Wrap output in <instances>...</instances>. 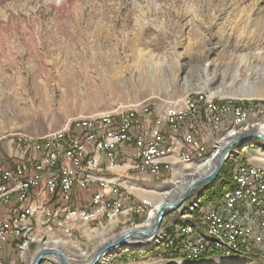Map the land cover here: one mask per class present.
I'll return each mask as SVG.
<instances>
[{
	"label": "rangeland",
	"instance_id": "obj_1",
	"mask_svg": "<svg viewBox=\"0 0 264 264\" xmlns=\"http://www.w3.org/2000/svg\"><path fill=\"white\" fill-rule=\"evenodd\" d=\"M258 51L264 52V0H0V151L12 154V134L41 136L73 118L169 101L198 91L193 88L199 81L209 87L258 85L264 91V59L256 57ZM245 53L252 57L241 61ZM148 67L155 70L150 78L158 85L154 93L142 84ZM204 90L210 93L208 87ZM212 97L264 109L261 97ZM260 117L251 113L252 119ZM223 128L208 135L205 154L194 156L190 163L176 159L167 177L152 186L132 185L141 196L138 199L152 201L176 177L193 172V165L209 155ZM259 143L250 138L233 146L217 182L197 187L187 200L200 194L202 208L217 201L233 184L229 180L233 169ZM173 217L171 212L164 218ZM142 218L135 224L146 216ZM123 220L86 226L71 237L53 225L44 230L39 226L32 233L35 239L16 258L0 264H30L36 250L51 246L55 238L72 241L75 247L56 244V248L70 261L80 262L103 239L133 225L128 218ZM139 247L117 250L97 264H218L214 260L224 263L231 257L264 264L257 255L190 261L157 255L153 244ZM129 250L135 253L129 255ZM42 264L59 263L47 255Z\"/></svg>",
	"mask_w": 264,
	"mask_h": 264
},
{
	"label": "built area",
	"instance_id": "obj_2",
	"mask_svg": "<svg viewBox=\"0 0 264 264\" xmlns=\"http://www.w3.org/2000/svg\"><path fill=\"white\" fill-rule=\"evenodd\" d=\"M247 113L264 115V110H236L213 104L206 95L179 96L154 105H131L127 112L115 109L112 115L73 118L41 136L12 134V154L0 151V249L14 238L20 252L23 235L39 226L44 230L45 225H53L69 231L71 237L78 224L103 226L104 220L114 223L119 217L141 213L148 205H139L131 173L159 176L161 164H152V156L170 153L176 136H184L180 159L185 163H190L191 153L207 149V141L193 135L197 117L212 136ZM118 164H126L127 172H119ZM172 167L171 163L170 172ZM234 175L238 185L227 189L221 202L196 215L198 222L210 215V230L195 234L175 226L174 237L155 250L157 255L199 256L239 249L259 254L264 261V166L239 162ZM13 199L16 211L5 213Z\"/></svg>",
	"mask_w": 264,
	"mask_h": 264
},
{
	"label": "bare ground",
	"instance_id": "obj_3",
	"mask_svg": "<svg viewBox=\"0 0 264 264\" xmlns=\"http://www.w3.org/2000/svg\"><path fill=\"white\" fill-rule=\"evenodd\" d=\"M240 57V56H239ZM252 56L250 54H242L240 57V60L243 61L247 58H251ZM256 57H259L261 59H264V52L258 51ZM144 80L142 82L143 87L145 89H148L150 92L154 93L155 89L158 88V85L154 83V80L152 81L150 78L154 76V67H148L147 69H144ZM246 77V76H245ZM247 81V80H246ZM245 82V81H244ZM249 82V81H248ZM247 82V83H248ZM212 83V82H211ZM251 83V82H249ZM232 84H230V87H226L223 84L216 85L214 87H209L206 82L199 81L196 84V87L193 88V90H198L194 92L187 93L185 96L187 98H192V99H201L203 95L206 96H211V103L213 104H222V106H234L236 107V110H246L248 108L244 107L243 105L233 103L232 101L228 100H218L215 99V97L212 96H219V97H224V96H231V97H237V98H253V97H261L264 98V91L261 86L258 85H241L239 87H232ZM237 85V84H236ZM209 88L210 93L205 91V88ZM141 89V88H140ZM207 93V94H206ZM221 99V98H220ZM264 110V109H263ZM123 111V112H127ZM105 115H112V114H105ZM75 119H84V117L80 118H75ZM220 130V127L214 132L218 133ZM224 133L223 135L216 141H213V146L212 150L209 153L208 156L203 158L200 162L197 164L193 165V172H188L185 173L184 175H180L175 178L172 186L168 189H165L161 192H159L157 198H154V200L151 201V199H139V205H148V208L146 210L141 211V213H137V215L140 216H146V219L139 224H135L132 222L133 225L130 227H126L124 230L132 229V228H150L152 226V223L154 221L157 209L164 203H169L175 201L176 194H181L187 187L188 185L195 181L196 179L203 177L207 174H210L214 168L217 165L218 158L220 156V153L222 152L223 148H225L229 142L238 136L239 134L249 132V131H254L259 134L264 135V115H261L260 118H251V113H247L245 116H243L240 119H236L234 121H229L227 126H224L223 128ZM213 133V134H214ZM212 134V135H213ZM250 139V138H249ZM260 140V139H259ZM184 147V136H176L175 142L171 145L170 148V153H156L154 156H152V164H163L166 163L167 165H171L172 162L166 161V159L174 155L177 161H182L185 162L184 159H180V152L181 148ZM207 149H204L203 151L199 153H191L190 161L193 159L194 156H201L206 153ZM228 150H225L222 154V158H225L228 153H230ZM216 152V153H215ZM230 156H233L230 154ZM251 156H255L254 158H259L261 160L260 164L257 165H246L242 163V166H250V167H262L264 166V142L260 140V143L258 144V149L255 150V152L251 153ZM227 158V157H226ZM118 171L119 172H127V165L126 164H118ZM173 170V167H172ZM234 170L231 173V181L233 183V187L235 185H238V178H235L234 175ZM151 177H157V176H151ZM131 187H132V180H131ZM232 188V187H231ZM229 189V188H228ZM227 190V189H226ZM221 194V197L225 194V191ZM221 197L217 201H211L213 202H221ZM206 207H201V201H200V194H193L188 200H185L179 207L178 209L174 212L175 217L172 219H167L164 218L163 223H165L164 227H160L159 231L157 232L156 236L154 237L152 244L154 246V249L156 250L159 247H162L165 245L168 241H170L174 237V228L176 226V230H182V232H193L195 234H206L207 231L210 230V225H211V217L210 215H203L201 216V219L198 220L196 219V215H201L203 211L207 210V207H209V204ZM133 216V215H132ZM111 220H104V222H110ZM50 226V225H47ZM110 238V237H108ZM107 238V239H108ZM31 239H35V236L32 235V233H26L23 235V240H22V245L20 247V252H22L28 245L29 241ZM38 238L37 240H39ZM106 238L103 239L101 243L106 242ZM108 241V240H107ZM47 242V241H46ZM53 244L51 246L44 245L40 248H38L36 251L40 249H45V248H56V244H65L68 245L69 247H75L74 243L68 239H57L55 238L54 240L51 241ZM147 247L148 244L146 243H133L130 245L131 247ZM117 250V249H116ZM211 254H216V255H221V256H230V255H237V256H242L245 257L247 255H252V256H259L258 254H251L248 253L247 251H239V249H230L226 250L224 253L222 252H210ZM35 254V253H34ZM33 254V255H34ZM83 254V253H82ZM32 255V256H33ZM52 255V254H48ZM205 254H199V256H183L180 258L186 259V260H198L201 258V256H204ZM47 256V255H46ZM90 255L85 254V257L82 260L79 261H84L89 258ZM33 257L30 259L32 260ZM30 260V261H31ZM70 260V259H69ZM71 263L78 262V260H71L69 261ZM214 262H217L218 264H249L246 262H242L238 257H231L226 260L224 263H219V260H214Z\"/></svg>",
	"mask_w": 264,
	"mask_h": 264
},
{
	"label": "water",
	"instance_id": "obj_4",
	"mask_svg": "<svg viewBox=\"0 0 264 264\" xmlns=\"http://www.w3.org/2000/svg\"><path fill=\"white\" fill-rule=\"evenodd\" d=\"M226 97H230V96H226ZM249 138H258L264 142V135L259 134L254 131L245 132L233 138L229 142V144L225 148H223L218 158L217 165L210 174H207L191 182L188 185V187L178 196V198L175 199V201L164 203L157 209L154 221L150 228L146 229L143 227H139V228H132L128 230L119 231L117 234L113 235L112 238L108 239V241L98 246L94 250L92 255L85 261L71 263L69 262L70 260L66 258V256L62 253V251H60L58 248H45V249L38 250L34 254L30 264H42L44 257L48 254H52L56 258L59 264H97L100 261V259H102L105 256L112 255L117 250L140 248V247L130 248V245L133 243H146L148 245H151L154 237L156 236L157 232L159 231L162 225L164 217L168 213L175 212L178 209V207L185 200H187V198L190 196V194L192 193L194 189H196L197 187H204L215 179V177L221 170L223 162H224V158H222L223 152L228 149L231 150L233 146L239 145L245 139H249ZM211 257H221V255L219 256V255L214 254ZM201 259H204V258H200L198 260H201Z\"/></svg>",
	"mask_w": 264,
	"mask_h": 264
},
{
	"label": "crops",
	"instance_id": "obj_5",
	"mask_svg": "<svg viewBox=\"0 0 264 264\" xmlns=\"http://www.w3.org/2000/svg\"><path fill=\"white\" fill-rule=\"evenodd\" d=\"M196 125H197V128L195 131H193V135L194 137H197V138H202L203 140H207L208 139V133L210 132L209 131V128L203 124L202 120L197 117L196 118ZM185 127V124H181L180 125V128L181 130ZM171 131L170 130H166V134H170ZM208 145V143H207ZM249 153V152H248ZM244 158H243V164H246V165H257V164H260L261 163V160L259 158H254L253 156H249V157H246V154H244ZM245 159V160H244ZM166 161L168 162H172L173 164V167L176 163H178L176 161V158L174 155H171L169 156ZM252 162V163H251ZM161 171H160V174L159 176L157 177H150V176H147V175H140L137 177V175L135 173H131V180H132V185H138V186H143V187H146V186H152L151 184H154L158 181H161L163 180V178L167 177V175L170 173L169 171V165H167L166 163H163L161 165ZM107 175H111V174H108ZM106 175V177H107ZM135 176V177H134ZM136 196L138 197H141L139 196L138 194H135ZM15 202V199H13L11 201V203L8 205V207H5L4 208V212L5 213H13L15 212V205L13 206V203ZM133 215V216H132ZM140 218H142V216L140 215H137V214H130L129 217H128V221H130L131 223H135L136 221L140 220ZM125 221L123 220L122 217H119V220H118V223H124ZM127 222V221H126ZM92 226V228H95L96 226H99L98 222H92L90 224ZM164 226V225H163ZM84 230V226L82 224H78L76 226V229L73 230L72 232V235L77 233L79 234L80 231ZM14 238H10L7 242H5L2 246V248L0 249V260H3V259H7V258H12L13 256H17V249H16V245H15V242H14Z\"/></svg>",
	"mask_w": 264,
	"mask_h": 264
},
{
	"label": "trees",
	"instance_id": "obj_6",
	"mask_svg": "<svg viewBox=\"0 0 264 264\" xmlns=\"http://www.w3.org/2000/svg\"><path fill=\"white\" fill-rule=\"evenodd\" d=\"M223 167H224V163H223V165H222L221 170L219 171V173H218L217 176L215 177V179H214L212 182H210L208 185L217 182V180L220 178V176H221V174H222V172H223ZM229 180L231 181V178H230V177H229ZM221 182H222V180H221ZM231 187H233V184H232V185L230 184L229 187H227V189H228V188H231ZM225 190H226V189H225ZM221 194H222V193H221ZM221 194H219V195H221ZM219 195H218V196H219ZM142 219H143V218H140V220H138L137 222H141ZM129 252H130L129 255L135 253L134 251H130V250H129ZM212 255H214V254L208 253V254H205L204 256H201V258H208V257H211ZM168 257H170V256H168ZM175 257H176V256H175ZM175 257H173V258H175ZM176 258H179V257H176ZM199 259H200V258H199Z\"/></svg>",
	"mask_w": 264,
	"mask_h": 264
}]
</instances>
